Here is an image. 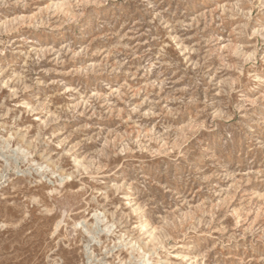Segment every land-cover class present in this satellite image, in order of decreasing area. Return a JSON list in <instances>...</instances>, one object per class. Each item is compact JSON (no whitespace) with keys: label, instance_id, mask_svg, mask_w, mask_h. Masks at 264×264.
Listing matches in <instances>:
<instances>
[{"label":"rangeland","instance_id":"374dc122","mask_svg":"<svg viewBox=\"0 0 264 264\" xmlns=\"http://www.w3.org/2000/svg\"><path fill=\"white\" fill-rule=\"evenodd\" d=\"M0 264H264V0H0Z\"/></svg>","mask_w":264,"mask_h":264}]
</instances>
